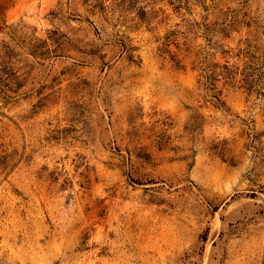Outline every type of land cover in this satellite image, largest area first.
<instances>
[{"label":"rangeland","instance_id":"rangeland-1","mask_svg":"<svg viewBox=\"0 0 264 264\" xmlns=\"http://www.w3.org/2000/svg\"><path fill=\"white\" fill-rule=\"evenodd\" d=\"M0 264H264V0H0Z\"/></svg>","mask_w":264,"mask_h":264},{"label":"trees","instance_id":"trees-1","mask_svg":"<svg viewBox=\"0 0 264 264\" xmlns=\"http://www.w3.org/2000/svg\"><path fill=\"white\" fill-rule=\"evenodd\" d=\"M222 35H219V37L221 36V38L227 37L228 33H225L224 29H223V33H221ZM218 48L220 49L221 54H227V55H231L232 56H238V54H233L231 53V50H224V44H219ZM215 50V49H214ZM217 50V48H216ZM218 51V50H217ZM205 58H208L207 55L203 56V60L200 61L201 65L198 68L199 69V77L200 79H204V84L206 85L205 87L207 88V92L208 97L210 98V103L212 104V108L216 109V110H220V98L218 97V94L220 93V89H218V82H220L221 80L224 83H228L233 81L234 79H236L237 76V68L234 67H229L227 64H219V63H205ZM212 62V61H211ZM200 116H192L190 123L187 125L188 128L192 131H195L197 128H200L201 125L198 124V122L196 121V118ZM210 149L218 152L219 154L223 153V149L224 147H222V144L220 143H213L210 146Z\"/></svg>","mask_w":264,"mask_h":264}]
</instances>
